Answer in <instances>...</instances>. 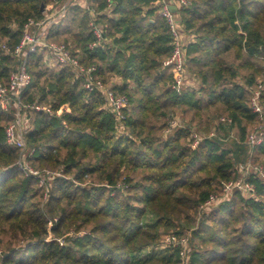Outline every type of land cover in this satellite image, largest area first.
Instances as JSON below:
<instances>
[{
	"label": "trees",
	"instance_id": "trees-1",
	"mask_svg": "<svg viewBox=\"0 0 264 264\" xmlns=\"http://www.w3.org/2000/svg\"><path fill=\"white\" fill-rule=\"evenodd\" d=\"M87 1L108 24V42L89 47L95 35L80 3L46 39L64 42L104 82L120 77L110 85L128 98L124 117L119 122L103 91L86 89L45 48L28 53L31 81L21 100L43 106L29 108L24 132L37 172L18 166L20 148L5 135L14 109L0 104L1 264H264V180L250 174L255 195L235 190L203 207L250 154L264 163V138L253 149L246 141L258 122L249 86L257 75L264 84V0H189L178 8L191 36L184 78L191 74L195 86L178 84L166 62L172 38L161 0H115L110 14L106 0ZM49 2L0 0V83L18 64L13 50L24 23L42 19ZM239 68L249 70L240 78ZM177 109L187 119L164 134ZM192 126L207 132L195 145ZM147 213L154 221L143 222ZM167 234L178 241L158 248ZM144 247L155 249L133 259Z\"/></svg>",
	"mask_w": 264,
	"mask_h": 264
},
{
	"label": "built area",
	"instance_id": "built-area-1",
	"mask_svg": "<svg viewBox=\"0 0 264 264\" xmlns=\"http://www.w3.org/2000/svg\"><path fill=\"white\" fill-rule=\"evenodd\" d=\"M106 1L105 10L110 14L115 0ZM188 2L189 0L160 1V13L166 20L168 31L172 38V51L166 59V62L172 63L176 69V82H178V84L186 83L184 78L186 71L184 44H186L191 36L186 35L177 10L179 7L188 4ZM74 3H79V0H50L42 10V19H35L32 17L27 19L24 23L21 39L13 50V54L18 58V64L10 73L7 83H0V104L4 110L13 108L15 115V118L5 126L6 140L10 144L17 145L21 150H25V155L22 153L25 159H27L26 156H30L34 151V148L27 145L24 137V132L28 128V125L24 123V120L28 118V113L25 112L28 111L29 108H43L40 104H27L21 100V94L24 88L31 81V74L27 67V55L30 52L36 51L38 48H45L47 50L46 58L51 62L54 61L67 64L73 71L81 75L83 77V86L86 89L102 90L105 97V106L115 113L119 122H121L124 117V108L128 104L127 96L124 93L117 92L110 84L104 82V80L94 72L95 66L93 64L87 65L83 63L78 56L70 51L64 42L46 39L47 29L68 14L70 6ZM173 6L175 8H173ZM85 7L90 13L89 25L95 35V40L89 42V47L108 42L110 40L106 33L108 24L106 22L102 23L97 19V14L100 11L89 4H86ZM3 47L8 50L7 46L3 45ZM249 89L250 105L258 116L257 124L248 132L246 138L250 148L253 149V147L260 144L264 138V103L261 100L264 84L262 81L256 80L254 85L249 86ZM46 110H50L49 107H46ZM23 113H25L23 115L25 119L23 118L22 120L21 114ZM192 133L195 139L197 133ZM197 141L198 138L195 139L192 145H195ZM17 164L25 173L37 172L28 163L23 166L20 161H17ZM237 169L239 172L238 177L223 181V188L227 191L234 189L241 190L248 195H255V184L248 178L250 174H255L264 180V164L255 162L250 154L244 162L238 164ZM218 201L217 194L211 193L203 204V207L211 203H217ZM165 241L168 244L173 241L176 242L178 239L174 234H167L165 235ZM179 242L185 245L186 237H182Z\"/></svg>",
	"mask_w": 264,
	"mask_h": 264
},
{
	"label": "rangeland",
	"instance_id": "rangeland-1",
	"mask_svg": "<svg viewBox=\"0 0 264 264\" xmlns=\"http://www.w3.org/2000/svg\"><path fill=\"white\" fill-rule=\"evenodd\" d=\"M56 41V40H55ZM57 42H61L60 40H57ZM233 51L234 50H232L231 51V53L233 54ZM46 56V55H45ZM248 70L249 69H246V68H239V77L242 75V73H246V72H248ZM190 74V73H189ZM238 77V78H239ZM241 78V77H240ZM191 79H193V76L190 74L189 75V80H187V83L186 84H190L191 82H192V80ZM256 80H260V81H262V78H261V75H257V77H256ZM263 82V81H262ZM198 83V82H197ZM26 111V110H25ZM25 113H28V111H26ZM25 113H23V114H21V119L23 120V115L25 114ZM182 117H186L185 119H187V115L184 113V112H182V110H180V109H177L176 110V112L172 115V117H170V118H167V120L169 121V124H168V126H166L165 128H163L162 129V131H163V133L164 134H168L169 132H172L173 131V129L175 128V127H177V126H179L180 124H184L183 122H182ZM25 119V118H24ZM166 119V118H165ZM25 122V124H27L28 125V118H26V120H24ZM159 121V120H158ZM22 125H23V123H22ZM192 128V130H191V133L188 135V139H191V138H194L193 136V133L192 132H195V133H197V136L195 137V139L196 138H198V139H200V137L202 136V135H204V134H207V132L206 131H203L201 128H197L196 126H192L191 127ZM195 139L194 140H192V142H194L195 141ZM20 153H23L24 155H25V150H21L20 149ZM17 161H20L21 162V164L23 165V166H25L27 163L28 164H30V161H28L27 159H25V158H23V156L22 157H20ZM16 161V162H17ZM257 163H263V162H257ZM264 164V163H263ZM51 173L52 174H55V173H58V171H51ZM44 177V175L42 174L41 175V178H43ZM235 190L234 189H230V190H226L225 188H223V183H221L220 185H219V188H218V190H216V191H213V193H216L217 194V197H218V200L220 201V200H223L224 198H226V197H229V196H232V193L234 192ZM241 191V190H240ZM216 203H211V204H209V205H207V206H204V208L206 209V210H209V209H211V207H213L214 205H215ZM154 218H155V216L153 215V214H151V213H147V214H145L144 216H143V222L144 223H148V222H152V221H154ZM86 229H82L81 231L83 232V231H85ZM72 231V230H71ZM87 231V230H86ZM167 245V243H166V241H165V235L164 236H162V241H160V242H158V248H163V247H165ZM152 249H155V247H144L142 250H140V252H138L139 253V255H138V253H134L133 255H132V258L133 259H137V258H141V256L143 257V256H145V254H147L149 251H151ZM2 252V249L0 248V253ZM142 254V255H141ZM0 264H1V260H0Z\"/></svg>",
	"mask_w": 264,
	"mask_h": 264
},
{
	"label": "crops",
	"instance_id": "crops-1",
	"mask_svg": "<svg viewBox=\"0 0 264 264\" xmlns=\"http://www.w3.org/2000/svg\"><path fill=\"white\" fill-rule=\"evenodd\" d=\"M79 3L82 5V6H85L86 4H89L87 0H79ZM48 30V29H47ZM189 80V78L187 79ZM187 80H186V83H187ZM192 82L190 84H187V85H190V86H195L197 85V80L196 79H191ZM121 82V78L116 76V75H112L110 76L109 78V83L112 85L114 83H119Z\"/></svg>",
	"mask_w": 264,
	"mask_h": 264
},
{
	"label": "water",
	"instance_id": "water-1",
	"mask_svg": "<svg viewBox=\"0 0 264 264\" xmlns=\"http://www.w3.org/2000/svg\"><path fill=\"white\" fill-rule=\"evenodd\" d=\"M43 8H44V6L42 5V6H41V10H43ZM173 8H175V7L173 6Z\"/></svg>",
	"mask_w": 264,
	"mask_h": 264
}]
</instances>
